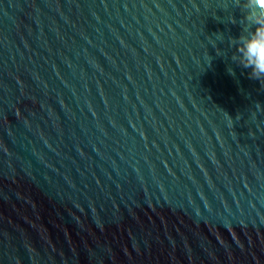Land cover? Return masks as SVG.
<instances>
[{
	"label": "water",
	"instance_id": "water-1",
	"mask_svg": "<svg viewBox=\"0 0 264 264\" xmlns=\"http://www.w3.org/2000/svg\"><path fill=\"white\" fill-rule=\"evenodd\" d=\"M241 17L233 0H0V264H264V87L232 59Z\"/></svg>",
	"mask_w": 264,
	"mask_h": 264
},
{
	"label": "clouds",
	"instance_id": "clouds-1",
	"mask_svg": "<svg viewBox=\"0 0 264 264\" xmlns=\"http://www.w3.org/2000/svg\"><path fill=\"white\" fill-rule=\"evenodd\" d=\"M242 12V31L232 43L236 51L232 56L251 79L264 87V0H233ZM235 23L234 18H230ZM229 74L235 75L232 69Z\"/></svg>",
	"mask_w": 264,
	"mask_h": 264
}]
</instances>
